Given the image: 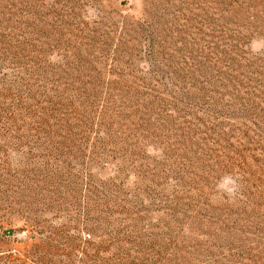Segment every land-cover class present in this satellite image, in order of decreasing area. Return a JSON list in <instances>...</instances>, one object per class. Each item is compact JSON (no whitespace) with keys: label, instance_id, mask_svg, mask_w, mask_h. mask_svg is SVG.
Wrapping results in <instances>:
<instances>
[{"label":"rangeland","instance_id":"374dc122","mask_svg":"<svg viewBox=\"0 0 264 264\" xmlns=\"http://www.w3.org/2000/svg\"><path fill=\"white\" fill-rule=\"evenodd\" d=\"M18 1L7 13L13 26L8 29L1 20L0 32L13 48L27 42L29 49L22 59L30 70L39 66L34 80L37 92L51 93L53 100L56 93H63L74 102L65 111L82 109L76 101L80 94L96 96L90 112L95 126L84 136L87 141L77 144L53 133L60 124L55 119L43 132L40 108L48 106L47 99L31 106L36 119L14 110V123L0 122V250L30 253L45 236L61 249L60 258L66 264L68 253H73L74 264H92L87 256L94 259L93 245L119 237L127 240L131 258L142 264H175L180 255L191 264H264V210L251 212L253 196L244 193L241 185L247 178L254 195L264 193V175L253 161L254 157L264 160V138L251 123L230 121L236 127L232 148L215 143L213 137L200 142L207 138L205 134L194 135L201 144L198 159L183 161V166H173L172 162H179L165 154L178 145L180 128L166 129L158 147L154 140L139 138L140 130L134 128L137 123L131 117L120 121L126 128L114 125L112 136L118 144L106 135L100 139L96 126L112 115L109 95L119 117L132 111L119 99L124 94L143 98L194 94L192 83L201 79L204 56L216 67L219 63L216 45L239 53L242 62L254 57L264 60V23H225L219 7L207 0ZM35 10L41 15L40 33L28 25L36 22L31 13ZM152 64L169 72L172 91L155 82L160 79L151 74ZM14 68L10 76L14 84L27 78L23 67ZM262 85L264 90V81ZM214 122L210 119L209 124ZM183 123L179 117L175 125ZM246 127L250 142L243 134ZM185 149L176 147L177 154ZM202 161L210 168L183 175L196 181L205 177L206 185L185 189L169 179L176 173L175 178L179 177L183 169L179 167L187 171ZM217 164L221 166L214 174ZM261 167L264 170V162ZM197 193L213 205H222L226 197L234 208L245 203L251 207L230 215L237 221L233 228L220 223L215 227L209 223L212 213L203 211L201 201L189 199ZM180 196L193 202L192 208L178 210ZM200 209L202 214H197ZM190 220L199 224L193 226Z\"/></svg>","mask_w":264,"mask_h":264},{"label":"trees","instance_id":"16d2710c","mask_svg":"<svg viewBox=\"0 0 264 264\" xmlns=\"http://www.w3.org/2000/svg\"><path fill=\"white\" fill-rule=\"evenodd\" d=\"M28 1L34 0H19L18 3ZM207 1L219 7L222 12L220 17L225 23H233L236 20L238 22L250 23L251 26H254L256 23H264V0ZM15 4L14 0H0V21H5L8 29L14 23L10 21L11 19L8 18L9 14L7 13H11L10 7L15 6ZM31 13L37 23H28L31 27L29 29L40 33L41 15L37 10ZM236 48L238 49V46ZM28 49L27 42H22L19 46L13 48L5 33L0 32V122L10 120L11 123H14L16 121V118L13 116L14 114H12L14 110L20 112L26 111L32 118L36 119V114L32 112L31 106H35L37 103H41L43 99H47L48 106L44 105L40 108L42 109V114L39 120L45 126L43 127V132L49 131L50 119H55L60 124L53 127L55 129L53 131L54 134L62 136L64 140L71 141L72 144H77L84 140L87 141L84 136L87 132L94 130L95 126L90 114V112L94 111L92 98L95 99L97 97L90 94H80L77 96L76 101L82 109L74 108L72 111L67 112L65 109L72 108L74 102L73 100L65 99L63 93H56L57 98L53 100L51 93L37 92L38 85H36L34 80L38 78L39 66L36 69L30 70L24 65L25 61L22 59ZM215 49L220 54L219 63L216 67L215 64L208 62V55L204 56L203 66L199 73L201 79H194L192 85L196 92L192 95L187 94L184 98H175L172 95L170 96L171 98L165 96L143 98L124 94L119 99L126 107L130 106L132 111L130 113H121L119 117L116 116L117 114H114V97L109 95L107 97L108 106L109 109H112V115L114 116L106 115L102 118L101 124L96 125L97 128H100V132L98 133L100 139L102 135H106L109 136L108 141L118 144V138L112 136L115 133L114 125L117 122L120 125L119 128H126L128 126L121 124L120 121H129L131 117V122L133 124L137 123L134 128L140 130L139 138L143 140L149 139V142L154 140L158 142L155 146L161 147V141L163 140L166 129L174 126L175 128H180L178 131L180 133V139H177L178 141L176 142H178V145L176 147H185L187 149L183 153L177 154L176 147L170 146L165 154L169 158L174 159V162H179V164L172 162L173 166H183V161H191L192 157L198 159L196 150L201 147V144L199 140L197 141L193 138L194 135L205 134L207 138H203L200 142L207 141L209 137H213L215 143L220 142L232 148L233 144L231 139L236 135L234 129L236 127L231 125L230 121L236 120L251 123L255 128L254 132L261 135L259 137L264 138V90L262 88L264 81V60L254 57L248 60V62H242L240 60L242 56L239 53H230L224 50L221 45H216ZM2 50L4 51L2 52ZM220 64L231 67L222 70L219 67ZM18 65L24 68L23 70L27 78L14 84L10 80V76L15 70L14 67ZM150 70L151 74L160 79L161 82L155 80L158 86L172 91L169 88V81H171L170 76H168L169 72L162 70L154 64L151 65ZM249 86L251 87L249 88ZM138 104L139 106L134 108ZM179 117L183 118L184 123L183 125L177 126L175 125L176 119ZM210 119L215 120L216 123L214 122V124L210 125ZM194 121L197 125L193 124ZM53 128L51 127L50 129L53 130ZM245 129L246 131L243 132L244 137L250 142L252 138L249 135V127ZM151 146L155 149L153 145ZM79 151L80 153L82 152V150ZM241 153V151H238L239 155ZM253 161L257 166H260L259 171L264 175V170L261 167L264 160L254 157ZM192 166L187 171L184 170L185 167H179V169H183H180L178 178H175L177 173L173 176V171L171 173L172 176H169L170 173H165L164 176H169V179H172L175 183H180L181 187L185 189L188 187L194 189L198 184L206 185L207 180L205 177H198L197 181L194 178L186 179L183 172L190 175L191 170L197 172L206 171L210 166L206 165L203 161ZM220 166L219 164L216 166L213 165L214 174H217L216 169H219ZM252 174H254L253 171L251 172ZM257 180L260 181L261 179L258 178ZM241 185L243 186L242 191L244 193L253 196L252 198L254 200H252L253 207L251 212H256L258 208H263L264 210V193L254 195L251 190L252 186L249 184V179L247 178L241 180ZM196 195L190 196L189 199L197 200V202L201 201L203 206L206 207L204 210H198L197 214H202L200 212L202 210L211 212L212 215L209 218V223L215 227L216 224L220 223L221 227L233 228L237 221L233 220V216L230 217V215H233L232 213L236 214V212H248V208L251 207L249 203H245V205L239 204L234 208L226 197H223L225 202L222 205H213L212 203H208V198L200 197L202 195L199 193ZM183 196L178 197V210L192 208L191 206L194 203H189L190 200H184L182 198ZM31 217H33L32 212ZM34 222L36 221L34 220ZM190 222L193 226L199 224L198 220H190ZM126 243L127 240L119 237L108 240L100 239V241L93 245L96 253L94 259L93 257L91 259V257L87 256L89 262L92 260V264H142L138 258H131V250L126 248ZM33 248L30 253L0 250V264H66L60 258L61 249L52 244L48 237L42 236L39 243H34ZM139 250V254L142 255V249L139 248ZM112 251L113 255L111 257L103 256ZM72 254L68 253L66 255L69 258L68 264H74V259H72L74 255L72 256ZM120 257L122 259L119 260ZM123 260L125 261L122 262ZM80 264L91 263L81 262ZM175 264H191V261L180 255L177 257Z\"/></svg>","mask_w":264,"mask_h":264}]
</instances>
